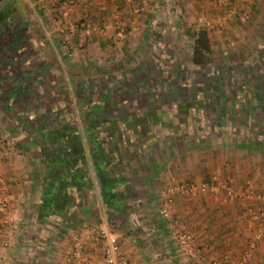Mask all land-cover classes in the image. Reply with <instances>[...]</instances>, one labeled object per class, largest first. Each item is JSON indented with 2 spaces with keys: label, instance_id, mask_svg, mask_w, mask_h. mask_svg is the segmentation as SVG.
Masks as SVG:
<instances>
[{
  "label": "crops",
  "instance_id": "0c3cea01",
  "mask_svg": "<svg viewBox=\"0 0 264 264\" xmlns=\"http://www.w3.org/2000/svg\"><path fill=\"white\" fill-rule=\"evenodd\" d=\"M71 1L0 0L1 11L25 13L33 25L22 61L11 60V69L0 71V197L18 218L12 234L0 225V264H71L73 238L90 264H102L94 248L106 224H95L99 201L108 217L147 220L139 206L151 196L159 203L161 189L185 180L208 183L213 175L219 179L205 193L173 197L174 215L194 243L207 244L199 260L185 258L175 240L153 246L140 241L148 225L127 232L119 240L121 252L129 264H218L223 255L239 258L249 247L247 264H264V233L252 242L246 230L248 211H264V154L253 143L242 148L241 134L264 120V42L255 51L245 32L252 54L230 67L234 74L225 75L224 67L221 73L227 81L234 77L235 85L168 83L164 76L179 75V49L151 29L162 31L169 23L173 30L179 19L192 27L201 15L218 11L219 0ZM229 1L241 15H252L256 29L264 23V0ZM35 11L44 15V35L51 34L70 73L71 94L46 57L51 54ZM206 31L208 38L215 33ZM78 117L89 150L82 146ZM252 157L256 164L249 163ZM224 182L244 195L228 199ZM252 184L259 198L247 195ZM134 203L139 206L132 210ZM166 223L153 235L174 239Z\"/></svg>",
  "mask_w": 264,
  "mask_h": 264
},
{
  "label": "rangeland",
  "instance_id": "374dc122",
  "mask_svg": "<svg viewBox=\"0 0 264 264\" xmlns=\"http://www.w3.org/2000/svg\"><path fill=\"white\" fill-rule=\"evenodd\" d=\"M66 3H67V5H71L73 2L71 0H67ZM140 4H142V3H140ZM140 4H139V6H140ZM217 13H218V11H216V9H214L212 11V13H210L208 16L201 15L200 21L195 20V21L191 22L192 24H194V26H192V27L190 26L191 24L188 25V23H186L183 19H179L180 21H177V23L174 24L175 28L173 30H170L171 24H169V23L167 24V28L162 30V31L160 30V28H156V29L154 28L155 30L151 29V31H156V32H158V34L163 35L165 37V39L168 37L167 41H170V40L174 41L175 44L173 45V47H177L176 48L177 51L179 49V52L177 54V56L179 57V60H180L178 63V64H180L179 75L181 73L182 74L180 76L179 75H172V74L169 75V77L164 76L167 79L168 83H171V82L175 83L177 80H178V83H180V84L181 83H185V84L201 83L203 85V84L207 83L206 85H209V86L215 87V88L219 87V85H221L223 83L229 84V83L233 82L231 84H234V85L236 84L234 77H229L230 82L227 80L225 81V78H224L225 76L221 75L222 68L224 67L223 69H226L229 71V72H227V74L225 72V75H228L229 73L234 74V71L230 72L232 70V69L229 70L230 67L232 65H234L238 60L242 61V58L245 60V56L247 54H252L251 52H252L253 48L256 51L257 48H260L263 45L262 43L264 42V25H263L264 23H261L258 26V28L256 29L253 22H252V20H253L252 15L248 14L247 18L241 19V12L237 13L235 15V17L232 18L231 21H229L230 30L226 29L224 31V33H221V34L210 33V31H208L210 33V37L208 38L209 43H210V49H211V54L209 56L210 61L206 62V60L203 58L204 59L203 65L202 64L201 65L193 64L191 61V46H192V41H193V37H194L193 36L194 32L198 29H203L202 22L205 21L206 19L210 18L211 16L216 15ZM35 14H36L37 18L36 19L34 18V20L36 21L37 26L39 27V31H41L40 35H42L44 37L43 38L44 42H46V45H48L49 53L51 54V56L47 55L46 57L48 60H50L51 62L54 63L57 71L60 74H62V79L64 81V84L66 85V87H68L67 91L71 94V92L69 90V88H70V84H69L70 83V80H69L70 73L66 70L65 63L63 62V64H61L62 59L59 55V51H58V54H56L54 51V47H52V45L55 46V44H54L53 38L52 39L50 38L51 34H49L50 36L49 35L47 36L46 34L44 35V32H43L44 30L48 31V33H49V29L47 27H42L43 21H44V15H42V12H38V11H35ZM190 21H192V20H190ZM159 23L164 24V20L162 18H160ZM72 25L74 28L73 29L74 32L77 29L80 30V28H78L80 26L79 24H78V27H74V24H72ZM155 26H157V24H155L154 27ZM161 27L164 28V25H161ZM67 31H69V30L67 29ZM159 32H161V33H159ZM245 32L252 36L251 39L249 40V42H251V45L253 47L252 49L248 48L246 46L245 42H243L247 38ZM57 33L61 34L60 32H57ZM69 33H70V31H69ZM181 37L183 38V40L180 39ZM179 39H180V44H176V42ZM238 39H240L241 41ZM257 43H260V44H257ZM167 47H168V45H167ZM243 51H244V53H243ZM59 62H60V64H59ZM59 65H60V68H59ZM184 74H185V78L181 79L182 78L181 76ZM213 78L215 79V82L217 85H215L213 83L214 82ZM236 78H237L236 80H238V76H236ZM186 79H188V80L186 81ZM244 79H247L248 80L247 82H249V83H253V82H251L252 78L249 75H246ZM71 88H72V85H71ZM261 119L263 121L262 123H257V125L253 124L252 128L250 127V129H249L250 132L248 133V135H247V133H244V131H242L241 134H243L244 135L243 137L245 138V140L242 143L243 144L242 148H244L246 145H250L251 143H253V145L255 147L257 146L259 148V151L264 154V120H263V118H261ZM76 123H77L76 125H78V128H79L78 132H79V137L81 139V143L83 144L82 146H83V148H87L89 150V141H88V137L85 133V124L80 119V117H78V121ZM255 126H257V127H255ZM208 136H210V135H208ZM250 138L252 139V141ZM222 141H224L223 147H228V145H225L226 139H222ZM195 142H196L195 144L198 145V142L197 141H195ZM237 146H239V145H236V147ZM247 159L250 160V157H247ZM249 163H255L256 164V160L254 159V157H252V161H249ZM259 163H262V162L259 161L257 164H259ZM263 163H264V160H263ZM218 179H219V176H218ZM185 181H191V180H185ZM211 181H213V180L212 179L208 180V183ZM254 185L255 184H252V186H254ZM254 187H255L254 188L255 193H257L258 192L257 186L255 185ZM151 197L146 201L145 205L140 204V206H139L138 204L134 203V204H132V208H131L133 210V209H137V206H139L140 207V215L142 216L143 214L146 213L147 214V217H146L147 220H142V219L138 220L137 218L136 219L133 218L132 220H129V219H126L127 216L123 213H121L118 216L119 220H117L116 218H114L112 216L108 217L109 216V215H107V208L108 207H106L103 202L101 203L99 201L98 211H99L100 217L97 218V220L95 221V224L97 225V224L101 223L102 221L106 222L107 228L111 232L118 235V242L120 239H122V238L124 239V237L126 236V233L129 231H132V228L134 229L139 225H142L141 227H147V225H148V227H152V228H149L150 231H149V229L146 228L147 230L145 232V236L140 241H142V242L145 241L148 245H152V246L154 244L155 245L156 244H163V243L167 244L169 242L171 243V241H174V239L169 235L164 236V237H159V238L157 236L153 235V233L155 231L161 232L163 230V228L166 227L165 223L168 220H165L162 217V214H161L162 213V204L159 205L160 202L158 203L156 201L157 196L156 197L154 196V198L153 197L151 198ZM133 213H134V211H133ZM100 218H102V219H100ZM147 221L148 222L151 221V222L148 224ZM177 221L180 222L179 219H177ZM180 223H182V222H180ZM171 225H172V223H171ZM97 242L98 243L94 246V248L97 249V253L98 254L100 253V256L102 257V253H101V251H99L101 248L102 242H103L102 237L99 236L97 238ZM193 243H194V241H193ZM174 244H175V242H174ZM184 257L189 258L186 256H184Z\"/></svg>",
  "mask_w": 264,
  "mask_h": 264
},
{
  "label": "built area",
  "instance_id": "2783aa9c",
  "mask_svg": "<svg viewBox=\"0 0 264 264\" xmlns=\"http://www.w3.org/2000/svg\"><path fill=\"white\" fill-rule=\"evenodd\" d=\"M245 1V0H239ZM143 4V3H142ZM218 9V13L214 16L203 21V28L209 31H213L217 34L224 33L226 29L230 30L229 21L235 17L238 13L233 3L229 0H219L216 4ZM143 8V5L138 7V11ZM248 17L247 11H243L241 15V19H245ZM213 181H211V185L206 182L194 183L190 181H180L177 183L170 184L161 191H159L158 195L160 197V202L162 204V217L165 220H168L172 223V233L175 240V244L177 249L181 254L186 257H189L194 260H199L202 255V248L207 246L204 243L201 246L195 245L193 243V237L189 231V229L183 225L182 223L177 221V217L173 212V197L175 195H188L197 191L198 193H205L208 189L214 188L215 182L218 181V177L213 175L211 177ZM221 187L224 190V193L228 199H232L234 197H242L241 190L236 191L232 188V185L228 182L221 183ZM1 194L4 193L5 185L3 181L0 180ZM254 186L250 185L245 189L247 195L252 196V193L255 195V198H259L260 196L255 193ZM264 217V211H255L249 210L248 217L246 219V230L251 233L252 242L259 240L264 233V223H262V218ZM17 216L14 210L6 203L3 197H0V225L2 229H4L7 234H12L13 231L16 230L17 226ZM105 223V222H104ZM100 237H102V264H129L127 258L120 250L118 235L111 232L106 224L103 225V229L100 232ZM1 245L3 247H7L8 243L6 240H3ZM71 264H90L87 258L84 255L83 249L81 247L80 242L73 238L71 245ZM250 258V250L249 247L242 249L239 258H232L227 254L223 255L218 264H247Z\"/></svg>",
  "mask_w": 264,
  "mask_h": 264
},
{
  "label": "flooded vegetation",
  "instance_id": "af4514ba",
  "mask_svg": "<svg viewBox=\"0 0 264 264\" xmlns=\"http://www.w3.org/2000/svg\"><path fill=\"white\" fill-rule=\"evenodd\" d=\"M25 15V13L22 14L20 12H17L16 10L10 12L1 11L0 8L1 72L3 67H7L6 70L11 69V60H18L19 58L18 62H21L22 59L20 57L23 55V50L28 49V32H30V27H32L33 25L29 27L30 22L28 23L27 19H25ZM18 50H22V52ZM225 80L227 79L225 78ZM213 81V83L217 85L214 78Z\"/></svg>",
  "mask_w": 264,
  "mask_h": 264
},
{
  "label": "trees",
  "instance_id": "16d2710c",
  "mask_svg": "<svg viewBox=\"0 0 264 264\" xmlns=\"http://www.w3.org/2000/svg\"><path fill=\"white\" fill-rule=\"evenodd\" d=\"M193 36L194 39L191 46V61L193 64L203 65L204 59L206 62L210 61L209 56L211 54L207 31L205 29H198L194 32Z\"/></svg>",
  "mask_w": 264,
  "mask_h": 264
}]
</instances>
